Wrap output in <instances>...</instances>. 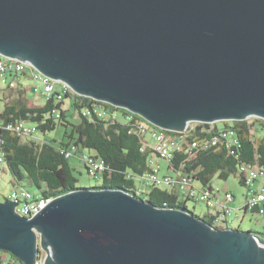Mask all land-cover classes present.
Here are the masks:
<instances>
[{"label":"water","instance_id":"95a60500","mask_svg":"<svg viewBox=\"0 0 264 264\" xmlns=\"http://www.w3.org/2000/svg\"><path fill=\"white\" fill-rule=\"evenodd\" d=\"M0 52L163 130L264 120V0H0ZM4 200L0 250L22 264L40 245L44 264H264L255 233L122 190L71 192L33 219Z\"/></svg>","mask_w":264,"mask_h":264},{"label":"trees","instance_id":"16d2710c","mask_svg":"<svg viewBox=\"0 0 264 264\" xmlns=\"http://www.w3.org/2000/svg\"><path fill=\"white\" fill-rule=\"evenodd\" d=\"M31 74V68L13 74L14 87L0 83V170L8 169L16 188L33 187L44 199H55L79 190H122L157 208L194 214L188 209L187 202L196 199L179 187L148 185L145 180L154 171L152 162L157 156L152 143L146 141L148 135L144 136L139 129L142 125L151 130L157 127L126 109L70 90L64 92L61 99L58 98L60 92H57L48 100L42 98L44 104H37L29 98L30 87L25 84V79L32 80ZM128 116L132 117L131 121ZM20 122L34 126L36 132L25 135L10 128ZM221 124H199L191 131L181 150L168 161V174L177 180L187 176L193 186L200 183L201 190L215 191L211 185L215 176L222 180L236 176L243 186H247L246 172L241 168H264V120L255 118L251 122L226 121ZM59 127L65 130L62 140L41 138ZM220 131H233L237 143L220 138L218 144L212 146L210 141L220 136ZM190 141L199 144L193 155L186 150ZM69 153L71 156L67 157ZM74 157L81 160L88 175L102 178L101 186H79L76 169L71 164ZM101 161L105 164L104 169L92 174V167ZM0 196L6 197L3 190ZM244 209L248 211L246 207ZM200 219L216 229H223L215 224L217 216L210 208ZM255 234L264 240V232ZM2 253L5 254L0 255L1 264H22L9 253Z\"/></svg>","mask_w":264,"mask_h":264},{"label":"built area","instance_id":"2783aa9c","mask_svg":"<svg viewBox=\"0 0 264 264\" xmlns=\"http://www.w3.org/2000/svg\"><path fill=\"white\" fill-rule=\"evenodd\" d=\"M29 68L32 69V80L39 81L41 87H34V92L40 95L43 99H50L57 92H60L58 98H62V94L67 91H72L69 85L63 82H58L53 78L43 74L38 69H36L29 61L24 60L19 57H8L0 52V83L3 85H9L14 87V80L11 79V76L15 73L19 74L27 71ZM59 84H61L59 86ZM61 89V90H60ZM132 117L128 116V121H131ZM199 124H207L203 122H190L187 127L180 131H169L176 132L180 135L175 136L170 133H167V130L160 128L149 129L146 125H142L139 129L140 133L144 136L148 135L152 139V147L155 151L156 158L164 159L169 161L173 158L176 151L181 150L183 143H186V138L189 136V133L196 129ZM215 124V123H209ZM11 129L16 130L20 134L32 135L36 132L34 126L29 125L25 122H20L13 126H10ZM220 138L231 139L232 144L237 143L236 136L233 131H220V136L214 137L210 144L215 146L220 141ZM197 141H190L188 148L186 149L191 155H193V150L198 147ZM71 154H67V157H70ZM2 159L0 158V162ZM154 166V171L148 174L145 177V180L148 185H155L160 187L174 188L179 187L183 192H186L192 198L197 201L206 203L208 208L217 216L215 224L222 227L223 229H229L228 217L232 214L233 208L230 207V203L234 200V197L231 194H227L221 201L218 198L219 192L198 189L195 185L193 186V181L187 176L182 177L180 180H177L175 177L166 174L160 175L161 166L154 160L152 162ZM105 167L103 161L97 162L91 169V173L96 175L98 172L102 171ZM241 170L246 172L247 181L246 185L252 191L247 196L246 209L251 212H256L257 214L264 216V168L258 167H242ZM0 172H3L0 170ZM259 180L263 181V184L259 189L255 188V183ZM2 184L3 177L0 175V195L2 193ZM12 202H17L18 206L15 208L17 214L21 217L28 219L35 218L48 204L52 202V198L44 199L39 194L32 193L27 188L19 187L12 191L11 195L7 198ZM0 202L3 203L0 196ZM5 202V201H4ZM41 251V254H40ZM47 257V252L44 251L42 246L39 247V258L37 264H44V261Z\"/></svg>","mask_w":264,"mask_h":264},{"label":"rangeland","instance_id":"374dc122","mask_svg":"<svg viewBox=\"0 0 264 264\" xmlns=\"http://www.w3.org/2000/svg\"><path fill=\"white\" fill-rule=\"evenodd\" d=\"M27 82V85L30 87L29 91V98L33 99L36 103L43 104V99H40V95L36 94L34 92V87H41V83L39 81L29 80L25 79ZM61 84H59L60 86ZM42 98V97H41ZM256 117H251L247 120L251 122V120L255 119ZM219 126H221L222 122H217ZM216 123V124H217ZM212 125V124H211ZM64 128L59 127L54 132H49L46 135H42L41 138H47V139H57L62 140L64 135ZM254 134L257 135V131L253 130ZM146 141L149 143H152V139L150 136H147ZM90 153V152H88ZM93 153V152H91ZM161 162V170L160 175H166V171L168 170V161L164 159L157 158ZM72 166L76 169V175L79 178V186L82 188H93L98 187L102 185V178H94L87 174L85 167L81 163V160L78 157H74L71 160ZM0 175L3 177V184H2V190L3 195H6V198L11 195L12 191L17 189L12 180V175L8 171L7 168H3V172H0ZM197 188L200 189L201 184L196 183ZM211 185L215 191L219 192L218 198L221 201L227 194H231L235 199L230 203V207L233 208L232 214L228 217V225L229 229L239 231V232H253L261 234L264 232V216L251 212V211H245L244 204L247 202V196L252 191L249 187L243 186L240 183L239 177L231 176L227 180H222L218 176H215L212 181ZM25 186H27L25 184ZM29 191L32 193H37L36 189L33 187H26ZM4 197H1V200L4 202ZM183 199V197H182ZM184 200V199H183ZM188 209L193 212L196 216L200 218H204L208 212L209 208L206 205V203L197 201V200H191L187 202ZM4 251L0 250V255H4L5 253H2ZM9 255V254H8ZM7 256V255H6ZM1 264V261H0ZM3 264H7V262H3Z\"/></svg>","mask_w":264,"mask_h":264},{"label":"crops","instance_id":"0c3cea01","mask_svg":"<svg viewBox=\"0 0 264 264\" xmlns=\"http://www.w3.org/2000/svg\"><path fill=\"white\" fill-rule=\"evenodd\" d=\"M26 85H27V82L25 83ZM40 99H42L41 97H40ZM34 101V100H33ZM37 104H39V103H37ZM41 104V103H40ZM43 104H44V100H43ZM156 162H158L159 163V165L160 166H162L161 165V162L159 161V160H157L156 159ZM167 172V171H166ZM167 174H168V172H167ZM263 184V181L262 180H259L258 182H256L255 183V188L254 189H259L260 188V186ZM235 199V198H234ZM234 201V200H233ZM245 205H246V203L244 204V208H245ZM247 212V211H246Z\"/></svg>","mask_w":264,"mask_h":264},{"label":"bare ground","instance_id":"6f19581e","mask_svg":"<svg viewBox=\"0 0 264 264\" xmlns=\"http://www.w3.org/2000/svg\"><path fill=\"white\" fill-rule=\"evenodd\" d=\"M261 247V246H260Z\"/></svg>","mask_w":264,"mask_h":264}]
</instances>
